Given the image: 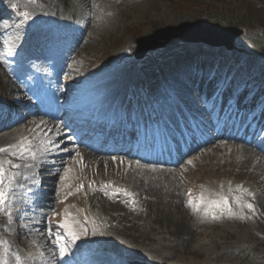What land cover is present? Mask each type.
Here are the masks:
<instances>
[{"label":"rangeland","instance_id":"rangeland-1","mask_svg":"<svg viewBox=\"0 0 264 264\" xmlns=\"http://www.w3.org/2000/svg\"><path fill=\"white\" fill-rule=\"evenodd\" d=\"M13 5L16 7L13 8ZM22 12H28L29 18L21 16ZM197 20L235 27L244 33L235 39V49L231 51L204 44H185L175 39L163 49L147 54L145 59H134L138 48L136 37H146L155 30ZM19 52L23 54V62H18L21 68L16 70L7 63L6 56ZM124 61L126 74L124 72L120 86L134 95L129 113L132 115L136 109L145 107L146 110L139 111L138 120L145 121L141 117L145 111H150L155 120L169 121L175 131L168 137V140H173V146L166 149L172 153L170 156L164 154V159L177 161L172 164L174 166H165L175 171L170 175L167 186L171 187L170 197L176 202L165 205L174 213L179 212L194 226L193 238L178 245L179 239L170 236L166 229L157 227L156 230L154 227V230H149L145 222L160 221V216L140 214L141 206L155 204L144 202L143 193L140 197L134 193L126 200L114 197L112 201H106L103 197L95 199L90 193L82 192L76 197L77 202L94 219H99L102 227L97 225L94 233L86 231V225L78 226V219L69 210L73 205L71 200L61 202L70 194H77L69 188L71 180L86 181L90 176L95 178L96 184L105 186L103 180H112L110 177L115 178L112 180L115 184L124 172L123 162L118 160L120 158L112 165L113 168L123 166L117 170L103 163L101 168L95 164L99 167L96 171L82 158L71 157L73 154L63 159L65 163L71 161L68 165L56 166L54 162L53 174L41 176L33 182L36 185L33 191L39 190L40 193L43 190L41 195L26 198L34 202L31 205L39 206H36V215L28 214L32 219L41 214L33 221L35 229L31 221L28 222L30 224L22 223L19 201L26 197L24 183L31 177L33 169H37L34 171L37 178L36 174L42 170L40 166L44 156L37 149L34 160L25 158L24 164L29 166L24 167L14 180L13 191L9 193L12 221L8 223V218L5 221L7 216L0 211V260L18 264L15 257L19 256V264H81L83 253L95 257L96 253L108 252L106 254L110 256L116 254L117 260L136 259L147 264H264V202L260 200L264 195V114L258 113L259 109L254 107H261L264 95H258L263 101L257 99L253 104H250L252 99L248 100L250 96L244 94L245 91L237 95L250 87L246 82L251 77L264 87V0H0V120L11 119V124L17 122L14 129L0 132V137L6 134L0 139V145L18 144L23 138L29 140L34 134L30 128L34 124V131L39 125L30 119L40 115L51 102L60 115H64L59 101L68 98L66 92L70 91V81L80 83L81 87L92 77L91 82H104L99 78L110 74V69ZM139 63L143 65L138 67ZM121 79L110 83L115 86ZM110 83H105L106 87ZM17 88L21 89L20 94L28 96L29 93V101H22L19 95H15ZM263 89L259 85L253 86L252 93L259 90L261 94ZM45 94L47 100L44 101ZM105 95L98 101L102 99V102ZM91 97L88 102L97 101L93 94ZM1 98L11 102L9 109L15 111L16 116L10 112L1 114L6 101ZM235 106H241L240 116L244 113L241 121L244 123L243 130L247 127L251 131V123L260 120V128L255 133L242 135V141L233 138L228 143L222 142L227 139L223 138L221 143L218 141L219 144L211 140L201 142V146L199 143L197 148L188 146L183 139L186 131L192 130V126L187 125V114H197L192 116L200 124L199 127L209 131L210 123L218 121L216 116L223 108L226 112ZM30 108V114H33L26 119ZM150 115L148 121H151ZM22 119L28 120L24 127ZM60 121L66 124L63 119ZM66 125L63 128L68 127ZM215 127L216 124L211 131L221 134L215 131ZM25 129H28L26 133ZM65 129L68 130L67 135L57 140L59 146L65 145V148H59L60 151L72 147V143L66 144L70 139L65 137L81 142L79 134H74L75 130ZM13 131L15 133L11 135ZM78 147V151L84 149L92 155L115 158L93 153L83 144L82 148ZM60 156L54 157L51 162ZM74 156L81 155L75 153ZM10 158L8 154L0 155V160ZM127 158L128 155L121 157L127 161L126 165L128 162L133 165L135 160ZM189 161L192 163L189 164ZM136 166L134 164L131 172H125L122 184L129 188L133 185L129 181L135 175ZM68 169L67 178L62 179ZM238 183L243 190L232 188ZM209 186L221 192L215 200L217 204L204 198L205 195L208 198L209 193L202 189L206 190ZM18 188H23L25 193L17 195ZM222 197L229 200L231 211L224 206ZM130 199L135 201L134 205L129 202ZM189 201L192 202L191 207L188 206ZM248 203L255 206V212L244 206ZM65 210L67 216L62 217L61 211L64 213ZM128 210L136 223L124 222L122 230L117 231L114 228L117 223L112 216ZM213 215L217 219H213ZM16 216L17 222L13 220ZM65 222L72 226L78 239L73 240L66 229L58 226ZM46 228L52 229L51 239L45 234ZM86 232L95 234L96 239L94 235L88 238ZM61 249H64L63 253Z\"/></svg>","mask_w":264,"mask_h":264},{"label":"bare ground","instance_id":"bare-ground-1","mask_svg":"<svg viewBox=\"0 0 264 264\" xmlns=\"http://www.w3.org/2000/svg\"><path fill=\"white\" fill-rule=\"evenodd\" d=\"M50 64H49V66H50ZM55 66H57V64ZM52 69H54V68H52ZM16 70H18V69H16ZM14 72H16V71H14ZM110 72L111 73L107 74L105 77L101 76L99 78V79L104 80V82L102 84L115 82V81L119 80L120 78L124 77V71L119 66L110 69ZM34 73H35V71H34ZM20 91H21V89H18L16 91L15 95H17V96L19 95L18 97H20L22 101H26L27 97L29 96V93H28V96H26V95H24L22 93L20 94ZM116 95H118V93L115 92L114 94H111L110 92H108L105 95V98L103 99V101L97 104L98 106H100V110L96 111V113L99 116H101L103 118H107V117L110 116V114L112 112L111 110L114 109V107H111V106H114V105H112V104H108L107 105L106 103H107V101H109V102L115 101L116 102V99H118V98H116ZM45 98L46 97H44V99ZM37 104L38 103H36V105ZM58 115H59V112L57 110V107H55V105H52L51 108H49L47 111L42 112L40 115L34 116V117H32L30 119L32 122L36 121L35 123L39 124L36 127V129L34 130L36 135H34L35 137L31 140L33 145H35V146L38 145L39 146L37 148L38 150H40L42 148L43 141H45L47 139H51L53 141H57L58 139L62 138L67 133L66 130L64 131V129L67 128V127L63 128V126L66 125V124H63V123L59 122ZM38 130L40 132H38ZM4 136L0 137V139L4 138ZM210 140H213V137H211ZM69 143H72V147H70L69 149H67L65 151L64 150L60 151V149H59L60 147L61 148H63V147L65 148V145H61V146H59L58 148H56L54 150L48 151L47 153H44V152H42L40 150L39 154H42L44 156V160H43V162H42V164L40 166L42 170L40 172H38L36 174V176H38V177L43 176L44 177L45 175L47 176V174H53L52 173V171H53L52 170L53 169L52 166L54 165V162L56 163L55 164L56 166H63L64 163L66 162V161H63V159L65 160L69 154H73V153L74 154L75 153L76 154L79 153V155H83L84 161H87L88 164L89 163H91V164L94 163V164L101 165L103 163H107L108 165H113V162H115V160L118 159V157L109 158V157H102V156H99V155H92V154H89L84 149H81V150L78 151L79 147H78V144H76V142H73V140L70 139L69 141L66 142V144H69ZM5 144L6 143L0 145V147L4 146ZM200 144H202V143H200ZM88 150H90V149H88ZM118 153H121V152L118 151ZM58 155H61L60 158L59 159L57 158V160L54 159L53 162H51V159H53L54 157H57ZM127 159H130V156H128ZM122 160H123L124 163L127 162L125 159H122ZM138 162L139 163L136 166L135 175L132 178V181H129V182H132L133 185L130 186V188L128 186V188L125 189V190L127 192L133 194V195H134V193H136V195L138 197H140L142 195V193H143L142 200L144 202H155V204H153L152 206H141L140 209H139V212H140L141 215H144V214L145 215L146 214L147 215L155 214V215L160 216L159 217L160 221H151L149 223L147 221H146L147 223L144 221L146 226L149 227V230H154L155 229L154 227H156V230H157V227H161L163 229H166L170 236H174L177 239H179L178 243H177L178 245L186 243L188 240L192 239L194 234H195L194 226L192 224H190L188 220H185L182 216H180L179 212L174 213L170 207H167L165 205V203L176 202V201L172 200V198L170 197V194H171V191H172L171 187L167 186V184L169 183V181L171 179L170 175L172 174V171L167 169V168H163L161 166H156L155 164L148 165V163L142 162V160L141 161L139 160ZM131 168L132 167H131V164L129 162L127 163L126 166L124 164V169H123L124 172L121 174V176H119L120 177L119 182H125V180H124L125 172H126V174L128 172H131ZM44 171H45V173H44ZM34 176H35V174H34ZM88 178L90 179L92 177L88 176ZM238 187H239L238 185L232 186L233 189H238ZM260 187H261V189H263L262 186H260ZM85 188L87 189L88 186H85ZM208 188H213V187L209 186ZM240 189L243 190V188H240ZM89 190H90V193H91L90 195L93 198H95V199L103 197L104 199H107L106 201H108L109 199L111 200V198H114L116 196V195H113V193H111V192H107V190L104 187H101V186H98V185L93 187V188H91V189H89ZM208 190L209 189H206V190L202 189V191H205L206 193H209L208 196L209 195L211 196L210 200L216 199L218 197V195H217L218 194V191H217L218 189H216V188L214 189L213 188L212 192L208 191ZM106 192H107V194H106ZM33 195L38 197L39 195H41V192L40 193L39 192H32L30 194V196H33ZM119 195H122V196H120L121 198H123L125 200L127 199V197L124 194H118L117 196L119 197ZM260 200L264 202V195L260 198ZM20 202H21V207L19 208V211L21 213H23V218L20 219V220H23L22 222L28 223L29 221L32 220L31 217H28L29 213H27L29 211V207H30L28 205V200L26 198H24V200H21ZM117 206H118V204H117ZM37 207H39V206H37ZM72 212L75 213L77 216H81L82 212H84L86 214V211H84L82 209H79V208H72ZM130 212L131 211L128 210V211H124V213H119V214H115V215L112 216V220L117 223V225L114 227L117 231L122 230L124 222H127V223L134 222V223H136L133 220L134 218H132V216H131L132 213H130ZM16 218H17V216L15 217V220H16ZM28 224H30V223H28ZM28 224H26V225H28ZM97 238H98V236H97ZM95 239H96V236H95ZM99 254H101L100 256L103 257L102 261H95L94 262V259H93L94 256L91 255L90 253H88L86 255L87 260L85 261V264H90L91 262H94V264H103V261H105L107 259L109 260L108 261L109 264H117V260H115L110 255H105V253H99Z\"/></svg>","mask_w":264,"mask_h":264},{"label":"snow or ice","instance_id":"snow-or-ice-1","mask_svg":"<svg viewBox=\"0 0 264 264\" xmlns=\"http://www.w3.org/2000/svg\"><path fill=\"white\" fill-rule=\"evenodd\" d=\"M31 2H34V0H31ZM16 6L13 5V8H15ZM21 16H23L25 19L29 18V13L28 12H22ZM59 146V142L58 141H53L51 139H47L46 142H43V146L40 149L42 152L47 153L48 151L54 150L56 148H58ZM2 154H8L11 158L10 159H6V160H0V211H3L4 214L7 216L9 222L12 221V212L10 210V205L8 203V196L9 193L13 191L12 189V185L14 180H16L20 173L15 172V171H11V170H15V169H20L21 167H28L29 165L27 164H21V163H15L14 160H21L24 161L25 158H31V159H35L36 158V150H35V145H33V143L28 140L27 138H23L21 139V141L18 144L15 145H9L8 147H0V155ZM77 155H79V153H77ZM189 164H191L192 162L189 161ZM70 171V169L66 170L62 179H66L67 178V172ZM95 183V182H92ZM20 186V185H17ZM92 185L90 184L89 187H91ZM105 189L107 190L108 188L112 187L111 185H105L104 186ZM30 190V189H29ZM84 190V185L81 184L78 188V191H83ZM123 192V194L127 197H131V193L127 192L126 190H118L116 193H113V195H118L120 192ZM107 194V192H106ZM249 195H251V193H249ZM223 199V203L224 206L226 208L229 209V211H231L230 207H229V200L227 199V197H222ZM131 204H135L134 200L129 201ZM188 206L191 207L192 206V202L189 201L188 202ZM245 207H247V209L250 212H255V206L252 203H248L246 205H244ZM135 210V209H133ZM213 219H217L216 215H213L212 217ZM60 228L62 229H66L67 230V234L69 236L72 237L73 240L78 239V234L74 231H72V226L65 222L62 223L60 225H58ZM37 231L41 232V234H44L43 231H41L40 229H37ZM44 231L47 232L48 235H51L52 229L51 228H46ZM61 253H63L64 249L60 250ZM15 260L18 262H20V257L16 256ZM0 264H7L6 260H0Z\"/></svg>","mask_w":264,"mask_h":264},{"label":"water","instance_id":"water-1","mask_svg":"<svg viewBox=\"0 0 264 264\" xmlns=\"http://www.w3.org/2000/svg\"><path fill=\"white\" fill-rule=\"evenodd\" d=\"M168 33L161 42L153 45H148L144 48L138 57H142L148 50H153L163 46L169 39L177 37L182 41L187 42H204L212 46L224 45L227 48H233V40L239 36L242 31L231 27H222L218 24L207 22L182 23L175 27H166L158 31V34ZM156 34V33H155ZM220 39V40H218ZM144 39H139L137 42L142 43ZM137 264V263H134Z\"/></svg>","mask_w":264,"mask_h":264}]
</instances>
